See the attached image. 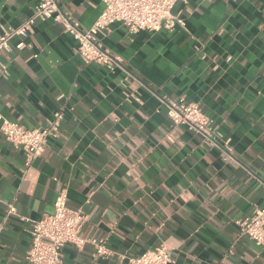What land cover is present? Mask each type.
I'll return each mask as SVG.
<instances>
[{
  "label": "crops",
  "instance_id": "1",
  "mask_svg": "<svg viewBox=\"0 0 264 264\" xmlns=\"http://www.w3.org/2000/svg\"><path fill=\"white\" fill-rule=\"evenodd\" d=\"M58 1L83 28L104 9L103 0ZM36 2L0 0V34ZM177 12L185 26L174 30L113 24L102 41L122 60L114 72L85 64L53 20L38 22L23 50L1 53L0 114L28 128L56 111L63 121L30 163L0 122V264H28L31 226L64 190L87 216L80 235L110 251L69 244L62 264H127L159 246L170 264H264V245L238 224L264 207V0H186ZM167 98L199 103L230 153L173 126Z\"/></svg>",
  "mask_w": 264,
  "mask_h": 264
},
{
  "label": "built area",
  "instance_id": "2",
  "mask_svg": "<svg viewBox=\"0 0 264 264\" xmlns=\"http://www.w3.org/2000/svg\"><path fill=\"white\" fill-rule=\"evenodd\" d=\"M183 1L186 0H103L104 9L97 21L92 27L83 28L69 13L61 9L58 0H37L31 16L16 28L0 34V55L3 51L23 50L34 26L38 22L53 20L78 42L76 53L85 64H96L114 72L121 66L122 60L106 48L102 41L111 26L122 24L130 33L183 27L185 20L177 12L178 4ZM14 39H17V43L13 47L11 42ZM130 78L129 74L123 80L125 87H128ZM126 96L134 98L135 94L127 92ZM163 103L167 106V116L173 126H186L189 130L199 133L206 145H220L230 153L229 139L222 136L219 126L204 112L199 103L187 102L184 98H167L163 99ZM62 121L63 113L56 111L44 126L28 128L0 114L4 138L14 148L24 150L29 163L43 154L50 138H56ZM15 213V205L9 204L8 214ZM86 220L87 216L81 210L69 206L67 191H62L55 200L53 213L34 221L31 226V244L26 255L28 264H62L63 249L69 244L82 248L91 243L95 256L107 255L110 250L104 240L80 235ZM238 224L244 235L257 245H264V207L255 209L251 216L239 220ZM172 260L170 250L159 246L140 255L127 257V264H170Z\"/></svg>",
  "mask_w": 264,
  "mask_h": 264
}]
</instances>
